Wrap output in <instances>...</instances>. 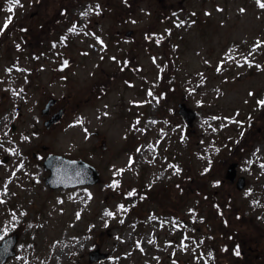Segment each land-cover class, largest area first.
Segmentation results:
<instances>
[{"label":"rangeland","instance_id":"obj_1","mask_svg":"<svg viewBox=\"0 0 264 264\" xmlns=\"http://www.w3.org/2000/svg\"><path fill=\"white\" fill-rule=\"evenodd\" d=\"M261 2L0 0V237L20 240L8 264H191L182 234L166 240L170 195L223 161L264 160L240 145L261 111L248 93L264 84ZM183 100L199 112L191 127ZM50 152L102 181L50 188ZM187 203L202 224L207 209ZM97 247L109 257L90 262Z\"/></svg>","mask_w":264,"mask_h":264},{"label":"flooded vegetation","instance_id":"obj_2","mask_svg":"<svg viewBox=\"0 0 264 264\" xmlns=\"http://www.w3.org/2000/svg\"><path fill=\"white\" fill-rule=\"evenodd\" d=\"M66 1L76 3V0ZM262 85L249 89V95L255 97L261 111L249 119L245 130L249 136L240 145H256L264 152V106L260 103L264 101ZM232 162H236L235 168L228 171ZM232 162L223 161L216 166V171L210 173L211 176L217 175L216 178H184L185 185L179 198L170 195L173 205L163 208L170 215V220L169 217L165 220H168V225L163 227L172 234L166 240L174 244L178 240L175 234H182L180 237L185 240L189 251L187 259L191 264H264V160L251 164L250 168H243L238 159ZM252 169L259 172L257 177H252V173L247 171ZM189 197L198 199L195 210L207 209L205 216L200 217L202 224L192 215V205L187 203Z\"/></svg>","mask_w":264,"mask_h":264},{"label":"water","instance_id":"obj_3","mask_svg":"<svg viewBox=\"0 0 264 264\" xmlns=\"http://www.w3.org/2000/svg\"><path fill=\"white\" fill-rule=\"evenodd\" d=\"M56 102V99H50L45 107L42 109L44 114L48 113L52 104ZM178 112L182 115L183 119L187 121L189 126L193 125V122L198 116V111L192 107L187 106L185 103L179 104ZM63 115V110L60 109L54 113L45 124L49 127L52 123H57ZM102 146L106 147L105 140L101 141ZM236 164H231L229 171L235 168ZM44 166L51 172L46 178V183L52 188L71 187L83 184H96L102 181L99 170L84 159H72L59 154H49L44 161ZM229 176V174H228ZM17 235L8 237L0 244V264H3L6 259L15 253V244L17 242ZM107 252L101 251L100 248L93 249L89 253V259L93 261H102L107 258Z\"/></svg>","mask_w":264,"mask_h":264},{"label":"snow or ice","instance_id":"obj_4","mask_svg":"<svg viewBox=\"0 0 264 264\" xmlns=\"http://www.w3.org/2000/svg\"><path fill=\"white\" fill-rule=\"evenodd\" d=\"M19 3V0H13V4H18ZM261 8H264V2H261L260 5H259ZM9 12H12L13 11V8L12 7H9L8 9ZM11 23V18L9 17L7 23H5L4 25V28H7L8 27V24ZM262 106H264V101H261L260 102ZM110 215V213H108ZM237 255H239V252L237 251L236 253Z\"/></svg>","mask_w":264,"mask_h":264},{"label":"bare ground","instance_id":"obj_5","mask_svg":"<svg viewBox=\"0 0 264 264\" xmlns=\"http://www.w3.org/2000/svg\"><path fill=\"white\" fill-rule=\"evenodd\" d=\"M58 241H59V239H58Z\"/></svg>","mask_w":264,"mask_h":264}]
</instances>
